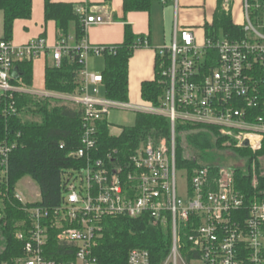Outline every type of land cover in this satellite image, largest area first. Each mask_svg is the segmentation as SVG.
Segmentation results:
<instances>
[{
  "label": "built area",
  "instance_id": "obj_1",
  "mask_svg": "<svg viewBox=\"0 0 264 264\" xmlns=\"http://www.w3.org/2000/svg\"><path fill=\"white\" fill-rule=\"evenodd\" d=\"M243 2V38L222 35L199 46L193 30L176 24L172 45L159 51V69L167 90L158 107L150 104L136 112L169 119L170 144L150 139L127 163L121 162L117 152L100 156L97 123L107 120L112 108L132 107L91 98L84 87L80 96L69 99L84 107L81 147L71 154L83 165L63 174L65 199L61 207L53 211L28 209L31 226L16 236L25 243V255L18 264H101L95 250L103 235L102 221L119 216H148L154 225L170 228L172 246L162 264H264V190H259L257 160L245 157L238 163L244 169L249 163L250 186L255 193L249 201L239 189L233 166L190 171L179 169L176 162L177 122L214 128L225 147L253 154L262 149L264 0ZM91 11L77 8L85 31L105 23L102 16ZM223 11L230 12L229 3L223 5ZM68 39L58 41L53 48L56 66L72 50L80 55L85 68L90 55L101 56L107 51L105 46L88 45L86 39L70 48ZM148 45L144 40L138 47ZM47 51L44 38L21 47L0 39V90L4 94L22 91L12 85L16 63L34 61ZM82 77L88 78L86 69ZM91 80L102 83L101 76H92ZM15 147L13 143L0 148L2 177L7 176ZM180 171L188 177L186 199L179 195ZM52 232H57V241L69 252L64 262L49 255ZM128 264L154 262L148 251L135 249L129 254Z\"/></svg>",
  "mask_w": 264,
  "mask_h": 264
},
{
  "label": "trees",
  "instance_id": "obj_2",
  "mask_svg": "<svg viewBox=\"0 0 264 264\" xmlns=\"http://www.w3.org/2000/svg\"><path fill=\"white\" fill-rule=\"evenodd\" d=\"M158 0H124V11L128 13H150ZM223 0H218V9L211 24L204 26L206 40H215L224 35L231 39L243 38V30L231 16L222 9ZM33 0H0V11L4 13L3 40L12 41L14 24L18 20L32 18ZM78 6L67 3L45 1L46 22L53 21L59 31V41L69 37L75 24L77 45L86 38V31L77 14ZM143 37L135 36L131 26H126L125 42L119 46H105L102 55L105 69L101 75L104 95L108 101L129 103V64L134 51ZM157 60L156 78L142 86L144 102L158 107L167 88L160 73ZM33 61L16 63L12 85L23 89L20 92L4 94L0 98V148L15 144L9 158L6 177L0 176V190L4 209H0V264H18L24 258L25 243L16 236L31 226L28 209L41 207L53 211L63 205L65 194L62 188L63 174L83 164L73 158L72 153L81 147L84 132V107L52 96H38L30 93L34 83ZM85 65L80 55L72 50L65 54L59 66L48 65L45 72V89L48 93L75 96L83 89L82 73ZM12 110H15L13 113ZM100 156L117 152L121 162L142 144L151 139L155 143L171 142L170 120L155 114L137 112L133 127L123 128L121 135L111 134L107 120L97 123ZM224 140L217 136L214 128L189 123H176V162L179 169L221 166L213 155L231 151L237 158L257 160L260 191L264 190V142L262 149L253 154L246 150L225 147ZM61 146H64L62 149ZM249 163L234 167L239 189L247 201L255 197L251 188ZM25 177L32 178L38 185L41 201L23 203L16 195V187ZM49 224H54L50 222ZM103 235L95 250L101 264H128V257L135 249L146 250L154 264H162L172 246L169 227L154 225L148 216L139 219L108 217L102 221ZM49 255L58 262L69 259L66 249L57 241V232H52L49 241ZM65 255V256H63Z\"/></svg>",
  "mask_w": 264,
  "mask_h": 264
},
{
  "label": "crops",
  "instance_id": "obj_3",
  "mask_svg": "<svg viewBox=\"0 0 264 264\" xmlns=\"http://www.w3.org/2000/svg\"><path fill=\"white\" fill-rule=\"evenodd\" d=\"M45 1L33 0L32 18L30 20H18L14 24V36L12 43L16 47L24 46L33 40L44 38L47 42L48 51L45 55L33 61L34 83L30 93L38 96H52L62 100L71 97L48 93L45 89V72L48 65H54L53 48L58 44L59 31L55 22H46ZM54 3L74 4L92 10L91 14L102 16L105 23L91 26L86 30V42L92 47L119 46L125 42L126 26L129 25L135 36L143 37L148 46L136 48L129 64V103L132 109H140L150 104L142 99V86L144 83L152 82L156 78L157 60L159 51L172 45L174 39V28L176 24L180 28L193 30L199 46L206 42L204 26L211 24L218 9V0H158L150 13H128L124 11V0H52ZM230 4V12L233 21L241 26L244 23L243 0H223V5ZM238 7L241 12L242 23H237L233 17V10ZM1 12V11H0ZM3 13V12H2ZM4 17V13L3 16ZM0 16V39L3 38L4 18ZM75 24L71 25L68 45L75 48ZM142 41V40H141ZM139 41V42H141ZM103 57L90 55L86 63L88 78L82 77V85L88 96L94 99L104 100L105 95L100 97L98 87L94 84L90 72V57ZM95 60L93 67H100ZM105 64H102L104 70ZM94 69V70H95Z\"/></svg>",
  "mask_w": 264,
  "mask_h": 264
},
{
  "label": "rangeland",
  "instance_id": "obj_4",
  "mask_svg": "<svg viewBox=\"0 0 264 264\" xmlns=\"http://www.w3.org/2000/svg\"><path fill=\"white\" fill-rule=\"evenodd\" d=\"M0 16H3V13L0 12ZM233 17L237 23H242L241 12L238 10V7L233 10ZM4 18V17H2ZM97 61L96 64H99L100 67H93V64ZM89 62L91 64L90 72L93 74H102L104 70H102V64H105V59L103 57H90ZM105 68V66H104ZM95 69V70H94ZM100 92V97L104 95V88L102 86L98 87ZM4 95V91L0 90V98ZM77 96V95H76ZM65 102L68 100H64ZM137 109H123V108H112L107 115V121L110 124V131L113 136H120L123 128L125 127H133L137 122ZM166 118V117H165ZM215 161L221 164V166L227 167H236L241 166L243 164H238L240 162L239 158L233 155L231 151H222L220 153H216L213 155ZM262 165L264 167V159L262 161ZM1 184V181H0ZM188 185V177L185 171H180L178 174V190L179 195L184 199L187 198V189ZM16 195L17 197L24 203H37L41 201V194L38 185L35 181L30 177H25L22 179L16 187ZM0 209H4L3 199L1 196L0 190ZM58 224V222L53 221ZM1 240V239H0Z\"/></svg>",
  "mask_w": 264,
  "mask_h": 264
}]
</instances>
